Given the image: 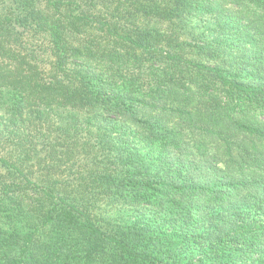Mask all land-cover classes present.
I'll use <instances>...</instances> for the list:
<instances>
[{
  "label": "trees",
  "instance_id": "1",
  "mask_svg": "<svg viewBox=\"0 0 264 264\" xmlns=\"http://www.w3.org/2000/svg\"><path fill=\"white\" fill-rule=\"evenodd\" d=\"M0 264H264V0H0Z\"/></svg>",
  "mask_w": 264,
  "mask_h": 264
},
{
  "label": "rangeland",
  "instance_id": "2",
  "mask_svg": "<svg viewBox=\"0 0 264 264\" xmlns=\"http://www.w3.org/2000/svg\"><path fill=\"white\" fill-rule=\"evenodd\" d=\"M215 27L216 25H215L214 19L202 20L196 24L195 31L196 33L202 34L203 35L202 38L210 37L209 39H214L217 36V34L215 35V32H214ZM211 36H214V37H211ZM198 44L204 45L202 42H198Z\"/></svg>",
  "mask_w": 264,
  "mask_h": 264
}]
</instances>
